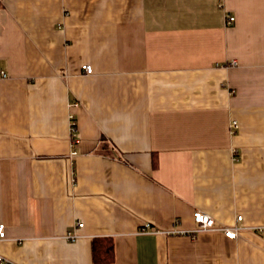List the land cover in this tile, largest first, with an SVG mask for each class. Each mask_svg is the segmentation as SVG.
<instances>
[{
  "label": "crops",
  "instance_id": "1",
  "mask_svg": "<svg viewBox=\"0 0 264 264\" xmlns=\"http://www.w3.org/2000/svg\"><path fill=\"white\" fill-rule=\"evenodd\" d=\"M0 224L15 264H264V0H0Z\"/></svg>",
  "mask_w": 264,
  "mask_h": 264
},
{
  "label": "built area",
  "instance_id": "2",
  "mask_svg": "<svg viewBox=\"0 0 264 264\" xmlns=\"http://www.w3.org/2000/svg\"><path fill=\"white\" fill-rule=\"evenodd\" d=\"M235 21V18L232 16H228V20H227V24H232ZM235 65V63H234ZM83 70L86 74H92L94 72L93 67L91 65H84L83 66ZM71 136H72V143L75 146L78 142V131H77V122L75 120V117L72 115L71 116ZM231 127L234 131H236L239 128V124L234 121L231 124ZM78 154V152L73 149L72 153H71V157H75ZM194 222L196 224L195 228L192 230H173L172 232H168V234H179V235H189L192 236V238H196V235L198 233H202V232H207V231H214V230H220L222 231L227 237L229 238H237L240 231H241V227L238 224H234V225H223L221 227H217L216 226V221L215 218L210 215L209 213L202 211V210H196L194 212ZM243 217L242 216H238L237 217V222L242 221ZM84 226L83 223H78V225L76 226L77 230L82 228ZM6 232L5 231V225L0 224V242L6 240ZM142 233H153V234H157L159 233V231L157 229H155V227H153L151 224L147 223L145 224L142 229H141ZM80 234L79 232H74V233H68L66 235V238L70 241H76L80 238ZM0 264H15L13 262H11L9 259H7L6 257H4L3 255L0 254Z\"/></svg>",
  "mask_w": 264,
  "mask_h": 264
},
{
  "label": "trees",
  "instance_id": "3",
  "mask_svg": "<svg viewBox=\"0 0 264 264\" xmlns=\"http://www.w3.org/2000/svg\"><path fill=\"white\" fill-rule=\"evenodd\" d=\"M109 252H110V256L109 257H106L104 260H107V261H109V260H111L112 258H113V244L111 243V244H109ZM94 259H95V261H98V262H100L101 260H103V258L102 257H100V255H99V250H98V248H97V246H94Z\"/></svg>",
  "mask_w": 264,
  "mask_h": 264
}]
</instances>
